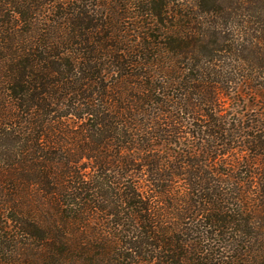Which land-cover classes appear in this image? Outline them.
I'll return each instance as SVG.
<instances>
[{
  "label": "trees",
  "instance_id": "obj_1",
  "mask_svg": "<svg viewBox=\"0 0 264 264\" xmlns=\"http://www.w3.org/2000/svg\"><path fill=\"white\" fill-rule=\"evenodd\" d=\"M0 264H264V0H0Z\"/></svg>",
  "mask_w": 264,
  "mask_h": 264
}]
</instances>
